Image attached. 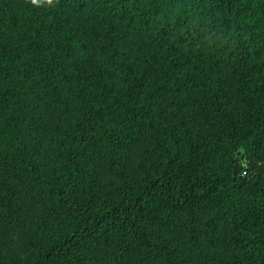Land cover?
Here are the masks:
<instances>
[{"label": "trees", "instance_id": "obj_1", "mask_svg": "<svg viewBox=\"0 0 264 264\" xmlns=\"http://www.w3.org/2000/svg\"><path fill=\"white\" fill-rule=\"evenodd\" d=\"M0 264H264V0H0Z\"/></svg>", "mask_w": 264, "mask_h": 264}, {"label": "rangeland", "instance_id": "obj_2", "mask_svg": "<svg viewBox=\"0 0 264 264\" xmlns=\"http://www.w3.org/2000/svg\"><path fill=\"white\" fill-rule=\"evenodd\" d=\"M242 165H244V162H243V160H242Z\"/></svg>", "mask_w": 264, "mask_h": 264}]
</instances>
